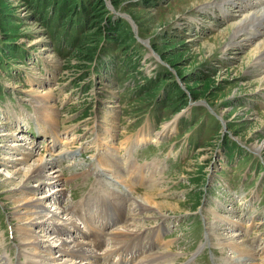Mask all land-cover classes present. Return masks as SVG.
<instances>
[{"label":"rangeland","instance_id":"374dc122","mask_svg":"<svg viewBox=\"0 0 264 264\" xmlns=\"http://www.w3.org/2000/svg\"><path fill=\"white\" fill-rule=\"evenodd\" d=\"M201 1L0 0V264L64 260L58 247L63 238L69 244L73 239L59 236L56 222L86 248L89 228L100 229L105 241L98 250L116 259L117 250H125L119 244L142 232L147 251L138 256L140 264H168L172 256L170 264H227L237 251L221 244L220 232L247 238L258 249L252 264H264V150L256 152L251 144L264 139V93L251 84L264 70L248 71L252 63L246 62L264 40L262 23L248 24L247 44L237 42L225 54L219 44L232 19L264 3L229 0L200 12ZM46 10L54 18L48 25L40 15ZM54 24L67 33L69 44L76 37L74 46L57 51L49 33ZM9 66L13 71L6 70ZM114 72L121 73L118 87L111 82ZM163 93L165 102H159ZM156 105L163 118L155 117ZM49 113L57 119L51 130L46 129ZM173 120L175 127L164 131ZM45 135L61 142L45 141ZM16 141L24 142L21 149ZM29 150L24 162L15 159ZM42 154L55 161L42 173L57 172L43 177L45 184L33 197L39 196L52 215L36 218L43 225L27 224L17 216L26 208L14 199L21 195L25 171ZM17 167L22 172L14 178ZM56 186L61 196L54 197ZM144 191L179 206L156 212L135 202ZM82 207L84 216L77 213ZM114 209L117 218L110 219ZM26 225L39 236L40 252L52 246V254L38 252L23 237ZM121 226L135 232L120 231Z\"/></svg>","mask_w":264,"mask_h":264},{"label":"bare ground","instance_id":"6f19581e","mask_svg":"<svg viewBox=\"0 0 264 264\" xmlns=\"http://www.w3.org/2000/svg\"><path fill=\"white\" fill-rule=\"evenodd\" d=\"M228 1L229 0H202L201 3H198L199 4L198 6L200 8V9H198V11L201 10V11L205 12V10L208 9V7L210 5H212V4L213 5H216V6H221V5L224 6L225 5L224 3H227ZM232 2H237V0H232ZM263 3H264V0H263ZM229 6H230V4H229ZM226 7H228V6H226ZM237 14L238 13L235 14V17L237 16ZM258 22H261L262 23V25H258V26H261L259 28L264 29V6H262V7L261 6L260 7L257 6V8L255 7V9H253V10H249V11L243 13V14H239L238 17H237V19H235V20L232 19L229 22V24H227L225 26L226 29L223 31L224 34H223L222 39L221 40L219 39L220 40V43L219 44L221 45L222 53H224V54L225 53H228V51L231 48H234L235 43H237V42H243L244 44H247V42H245V41L251 38L248 35V29H249L248 28V24H252L254 26V24H256ZM257 29L255 28V30H257ZM252 32L250 31L249 33H252ZM220 37H221V35H220ZM211 45H212V43H211ZM255 46L256 47L254 48L253 52L251 51V53L248 54L249 56H247V59H246V62L247 63H249V62L252 63L251 64V67H250V69L248 71L264 70V40L258 41ZM250 83H251V81H250ZM253 83H257V85H258L257 88L254 89V91H259V93H264V72H263V74L260 77H258L257 79H255L251 84H253ZM51 88H53V87H51ZM53 89H55V88H53ZM53 89H48V91L50 92ZM180 115H183V114L180 112L178 115H176V117H179ZM174 120H177V118H174ZM174 120L172 122H168V124L166 123V125L164 127V131H165V128H167L168 126H170L172 123H173L172 126L175 125L174 124L175 123ZM46 122H48V124H47L48 126L46 127V129L47 130H51V129L54 128L55 123H57V119L56 118H53V115H51V113H49V115L47 116ZM3 134L6 135L7 133L5 132ZM160 134H162V132H160L159 135ZM44 140L45 141H53V140H55L56 143L57 142H61V139H59L58 137H53L52 138V137H49V136H46V135L44 136ZM23 143L24 142L16 141L13 144H14V146L16 148L17 147L20 148V147H23V145H24ZM251 144H252L253 149L255 151L263 152V150H264V139L262 141H257V142H253V143L251 142ZM25 154H26L25 156H24V154L23 155L21 154L22 156L16 157L15 159L16 160L21 159L24 162L25 160H27L32 155V151L29 150L28 152H25ZM50 159L51 158H46L45 155L42 154L41 156H39L38 158H36V160L34 161V163L30 164V168H28L29 171L28 170L25 171V173L27 172L26 173V176H25L26 178L24 177V179H25L24 180V183L21 184V188H20V192H21L22 197H21V195H19L18 198L14 199V203H16V206L17 207H20V208L25 207L26 208V210L25 209L24 210H21L20 209L19 212L16 211V212H18V215H17L18 218L20 220H24V223L29 224L30 222H32V224L39 223V225H43V223L45 221L42 219L40 222H38L36 220V218L37 217H41V218L44 217L45 218L44 214H47V215L48 214H51V209L49 207L47 208V206H44L43 205L41 199H39V196L38 197H33L34 196L33 193L34 192H37V190H39V189H42V187H43L42 185L45 184V180H43V177L46 174L45 173H42V172L44 171L45 168H47L48 166H52V164H54V162H55V161H51ZM21 168L22 167H17L16 169H14L15 171H14V174L12 175V177L15 178L17 173L22 172V169ZM56 172H57V169L53 168V170H51L50 172H48V174H50V173H54L55 174ZM32 178H35V182L34 183L31 182L33 180ZM49 179L50 178L47 179L48 182H50L53 178L51 180H49ZM48 182H46V183H48ZM15 187H18V185L17 186H14L13 188H15ZM55 190L58 193L56 192L57 194H55V195L53 194L54 197L55 196H58L59 194H60V196L62 195V192H61L62 189L59 186H56L54 188V191ZM12 192L14 193V190L13 189H12ZM27 195H28V198L25 197ZM134 200H135V202H138V204H145V205L149 206L150 208L153 207L156 210V212H160V213L165 212L164 211V207L165 206H169V207H173V208H177L179 206V204H178L177 201H169V200H166V199L165 200H158L157 197H156V195L150 193L149 191H144L142 195L138 194V198L137 199L135 198ZM114 205L119 206V211H124L122 209V206L123 205L121 203H119L117 200H116V203ZM138 207H139V205H138ZM140 207L142 208V206H140ZM83 209H86V208L85 207H82V209H81L82 215L84 214L83 213ZM139 211H141V210H139ZM55 212L56 211H54V213ZM113 214H114V216H112V218L115 219L116 216H117V212H116L115 209L113 210ZM51 220H52V218H51ZM55 225L57 227L56 228V231L58 232L57 233L58 235L64 237V236H66L65 233H69V234H67V236L68 237H72V234H70V232L63 231L62 226L59 225V224H57V222L55 223ZM122 226H124V225H122ZM122 226H121V228H119L120 231L121 230H124L125 232L129 233V231H131V230L134 231L135 230V229H132V227L128 229V228L122 227ZM145 226H146V224H145ZM213 227L211 226V228H213ZM117 229H118V227H117ZM127 229L129 231H127ZM21 231L24 233V236L23 237H25L27 239H30L31 240V243L35 247V249H38V252H40V248L41 247L39 246V241H40L39 236H37L36 234H34L33 233V230L30 227H28L27 225L26 226H22ZM117 231H119V230H117ZM212 233H213V229H212V231L211 230L210 231L209 230L207 231V237H208L209 240H210V237H211V234ZM136 234L137 233H135L132 236L130 235L131 237H129V238H127L128 237V234L127 235L126 234L125 235H119L118 239H120L121 237H122V239L127 238V239L123 240V242L121 244H119V245H121L120 248H123L126 251L131 250V252H130L129 255H124L125 254L124 251H121L122 255L120 257V260L118 261L119 264H127L128 261H130L132 263H138V256L139 255L141 256L142 254H144L147 251L144 248V245H143L145 243V237L146 236L142 232H139V234H137V235ZM86 235L88 236L89 233L86 234ZM91 235L95 238V240H93L95 243L100 238H102L101 233L99 231H93V232H91ZM115 235H114V238H115ZM218 239L221 241V244L223 246L224 245H231L237 251V253L235 255H232L230 257L228 256V259L229 260L227 261V264H252V262H251V261H253L252 259H254V257L258 256L257 255L258 249L256 250V249L251 248V246H250L251 244L249 245V242H248L247 238H243V237L242 238H239L237 236V234H232V235L229 234V235H226V234H223V233L220 232V234L218 236ZM70 244L71 245L74 244V245L73 246H70ZM70 244L68 243V241H67L66 238H63L62 239V242L60 243V246L58 248H59V251H60V253L62 255V258L61 259H64V260H60L58 262H55L54 264H105V263H102L101 261L103 259L109 257V256H107L105 254L94 253V251L91 250L90 247H88L89 245L86 248V245H85L86 243L84 241H81L80 239H76V237L73 239L72 243H70ZM90 244H93V243H90ZM32 245H31V248H33ZM46 248L47 249H43V250H46L48 254H52L53 247L52 246H49V247H46ZM43 250L41 252H43ZM34 252H36V251H34ZM56 255H58V254H56ZM169 256L171 257V255H169ZM29 257H31V256H29ZM172 257H174V256H172ZM172 257L170 259L169 258L167 259V262H169L168 264H170V262L173 261V258ZM37 258H36V260H40V259H37ZM55 259H57V258H55ZM29 260H30V258H29ZM5 263H6V261H5ZM50 263H53V261L50 262ZM149 263H151V262H149ZM33 264H41V263H39V262H33ZM108 264H116V263H108ZM138 264H140V263H138ZM173 264H176V263H173Z\"/></svg>","mask_w":264,"mask_h":264},{"label":"trees","instance_id":"16d2710c","mask_svg":"<svg viewBox=\"0 0 264 264\" xmlns=\"http://www.w3.org/2000/svg\"><path fill=\"white\" fill-rule=\"evenodd\" d=\"M45 6H46V4H45ZM61 8V7H60ZM56 10L57 9H55V8H53V11L54 12H56ZM53 11L52 10H46V11H42L41 12V19L42 18H44V15H46V17H47V19H45V21H46V23H47V25L50 23H52V19H54L53 17H52V15H53ZM55 14V13H54ZM81 20H83V18H81L80 19V21ZM85 20V19H84ZM59 26H60V24H57V25H53V28H52V31L51 32H49L50 33V37H51V39H52V42H53V45H56L57 46V51L58 52H60V51H62L63 49H65L68 45H75V43H76V40H75V36L74 35H72V38H71V42H70V44L68 43V39H69V37L67 36V33H65L64 31H60L59 30ZM99 27H100V25H99ZM98 27V28H99ZM113 40V39H112ZM56 41L59 43L58 45H57V43H56ZM92 46H94L95 44H96V41L97 40H95V38H93L92 40ZM109 41V40H108ZM113 42V41H112ZM22 54H24V53H22ZM117 58H119L118 56H117ZM97 59L98 58H96V61H97ZM115 58L114 57H112L111 58V60L113 61ZM105 61L106 60H104L99 66H98V68H96V69H98L97 71H98V74H100L99 72L101 71V68L105 65ZM127 66H129V65H126L125 66V68L127 67ZM119 67V69H121V70H126V69H124V68H122L121 67V63H120V65L118 66ZM11 69H13L12 68V66H9L8 68H6V70H11ZM121 75V73L120 72H118L117 73V77L118 78H116V81L117 82H119V77H121L120 76ZM179 86V85H178Z\"/></svg>","mask_w":264,"mask_h":264}]
</instances>
